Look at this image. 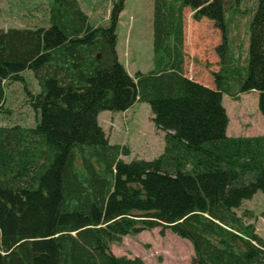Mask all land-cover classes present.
I'll use <instances>...</instances> for the list:
<instances>
[{"label": "trees", "instance_id": "1", "mask_svg": "<svg viewBox=\"0 0 264 264\" xmlns=\"http://www.w3.org/2000/svg\"><path fill=\"white\" fill-rule=\"evenodd\" d=\"M237 2L153 0V69L134 77L115 50L124 0L107 26H93L79 0H50L45 28L0 29V113L6 85L21 82L35 118L0 127V264H144L110 246L156 228L190 243V264H264V238L236 213L264 194V137H228L221 104L234 89L256 91L264 119V0L250 11L243 60L225 18ZM185 8L221 33L215 89L184 75ZM136 102L149 105L164 147L126 163L129 149L109 144L97 117Z\"/></svg>", "mask_w": 264, "mask_h": 264}, {"label": "rangeland", "instance_id": "2", "mask_svg": "<svg viewBox=\"0 0 264 264\" xmlns=\"http://www.w3.org/2000/svg\"><path fill=\"white\" fill-rule=\"evenodd\" d=\"M116 1L79 0L89 20L98 26L108 25L109 12ZM223 1L227 7L233 2ZM235 1L238 2L229 7L225 18H235L236 23H232L229 28V39L233 41V49L241 51L243 60L248 49L250 11L253 10L256 0ZM88 2L96 4V12L86 8ZM49 3L50 0H0V29L22 26L45 28ZM152 10L153 0H124L123 10L118 16L115 50L119 63L131 77L137 72L147 74L153 69ZM192 15L189 8L184 9V75L196 83L200 82L215 89L212 74L219 70V58L215 49L221 43V33L211 21L204 18L195 21ZM23 78L32 93L39 92L30 72H25ZM235 92L236 89L232 98L223 97V105L228 109L230 117L229 130L239 137L261 135L264 119L258 111V93L251 91L239 94L240 97L237 98ZM4 109L9 113H0V127L35 126L34 115L25 103L23 83L13 82L6 85ZM125 112L105 111L97 117L98 125L109 144L129 149V155L122 157L126 163L134 160L151 161L158 157L163 151L164 133L152 123L149 105L139 103L132 110ZM241 114L249 120L244 122H250L246 129L241 128ZM236 123L242 130H237ZM236 213L239 216L245 215L244 222L252 224L256 233L264 238V194L257 192L250 200L244 201ZM159 231L160 229L156 228L136 236L123 237L119 245L110 246L111 252L113 250L115 255L127 258H139L144 264H190L194 257L190 243L169 231H165V235L160 237Z\"/></svg>", "mask_w": 264, "mask_h": 264}, {"label": "crops", "instance_id": "3", "mask_svg": "<svg viewBox=\"0 0 264 264\" xmlns=\"http://www.w3.org/2000/svg\"><path fill=\"white\" fill-rule=\"evenodd\" d=\"M81 5V4H80ZM86 8L87 9H90V10H92L93 12H96L97 11V9H96V4H90L89 2L87 3V6H86ZM84 10V9H83ZM87 14V13H86ZM87 16H88V14H87ZM89 17V16H88ZM107 20V19H106ZM107 22H108V20H107ZM94 25V24H93ZM94 26H98V25H94ZM13 28H17V29H26L27 27L26 26H22V27H13ZM184 52H185V54H186V48H185V38H184ZM188 79H190V78H188ZM191 80V79H190ZM197 83H199V84H201L200 82H197ZM201 85H203V86H205V87H207V88H209V89H214V87H212V86H207V85H204V84H201ZM224 96H227V95H222V105H223V97ZM227 97H229V96H227ZM238 97H240V95H238L237 96V98ZM232 98V97H231ZM238 101V100H237ZM137 104H139V103H135L129 110H132ZM231 106V105H230ZM223 108L225 109V112H226V115H227V117H228V125H227V128H226V135L228 136V137H239V136H235L234 135V131H230L229 130V124H230V117H229V113H228V109H226V107L223 105ZM128 110V111H129ZM128 111H126L125 113H127ZM102 114V113H101ZM101 114H99L98 115V118H99V116L101 115ZM241 117H243V122L242 123H240V125H241V128L242 129H246L247 127H249L250 126V122L248 123H246V122H244V121H249L248 120V118H246L244 115H242L241 114ZM98 118H97V120H98ZM238 125L239 124H237L236 123V128H237V130L239 131V130H242L241 128H239L238 127ZM255 136H263L264 137V127H263V132H262V134L261 135H255ZM255 136H242V137H255ZM112 253H113V250H112ZM114 254V253H113ZM115 255V254H114ZM115 256H122V255H115ZM127 257V256H126ZM128 258H131V257H128Z\"/></svg>", "mask_w": 264, "mask_h": 264}]
</instances>
